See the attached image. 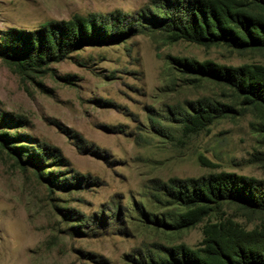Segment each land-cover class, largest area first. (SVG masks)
I'll return each instance as SVG.
<instances>
[{
	"label": "rangeland",
	"instance_id": "1",
	"mask_svg": "<svg viewBox=\"0 0 264 264\" xmlns=\"http://www.w3.org/2000/svg\"><path fill=\"white\" fill-rule=\"evenodd\" d=\"M159 1L0 0V37L73 16L139 20ZM177 60L264 66V50L172 41L153 28L35 72L0 55V134L21 151L0 145V264H175L178 247L197 248L208 221L258 223L228 206L174 227L172 180L224 172L264 182V106ZM199 102L218 111L184 133L182 119Z\"/></svg>",
	"mask_w": 264,
	"mask_h": 264
},
{
	"label": "trees",
	"instance_id": "2",
	"mask_svg": "<svg viewBox=\"0 0 264 264\" xmlns=\"http://www.w3.org/2000/svg\"><path fill=\"white\" fill-rule=\"evenodd\" d=\"M153 7L149 16L138 15L139 20L115 11L45 23L35 32L10 29L0 37V55L22 73L35 72L81 47L119 42L153 28L166 32L172 41L203 47L225 45L239 51L264 50V0H160ZM176 62L186 71L231 87L247 103L264 106V66ZM217 111L212 105L197 103L193 113L187 112L182 119V131L194 134L202 130L213 121L212 112ZM9 142L0 134V145L19 155L20 149L8 146ZM26 158L27 162L38 161L30 154ZM167 189L181 209L175 228L193 227L228 206L242 211L248 220L258 219L250 229L230 218L206 222L198 247L179 246L172 256L175 264H264V182L222 172L172 180Z\"/></svg>",
	"mask_w": 264,
	"mask_h": 264
}]
</instances>
